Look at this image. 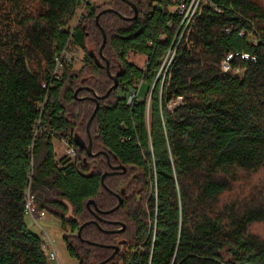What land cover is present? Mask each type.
Listing matches in <instances>:
<instances>
[{
  "label": "trees",
  "instance_id": "16d2710c",
  "mask_svg": "<svg viewBox=\"0 0 264 264\" xmlns=\"http://www.w3.org/2000/svg\"><path fill=\"white\" fill-rule=\"evenodd\" d=\"M84 1L0 0V264H49L26 221L29 186L78 264H264V0H208L165 77L171 1L129 0L135 18L126 0L90 2L73 27ZM65 49L84 64L63 59L56 79ZM230 55L237 73L222 68ZM107 61L119 84L98 99L90 156L74 137L89 143L95 93L114 84ZM58 138L73 160L56 159Z\"/></svg>",
  "mask_w": 264,
  "mask_h": 264
},
{
  "label": "built area",
  "instance_id": "2783aa9c",
  "mask_svg": "<svg viewBox=\"0 0 264 264\" xmlns=\"http://www.w3.org/2000/svg\"><path fill=\"white\" fill-rule=\"evenodd\" d=\"M168 1L172 2V4L169 7L170 13L174 14L176 17L179 18V27L175 35L176 41L173 42L172 46L170 47V49L167 51V53L165 54L163 58L162 64L158 71V77L159 76L165 77L167 75L169 67L174 60V57L176 55V51H177V48L180 42L182 41L183 38L186 39V37L189 35L190 30H191V25L194 23L195 18L200 15L202 7L208 2V0H168ZM84 2L85 4L81 8V13H80L78 21H80V19L82 18L85 12L86 4L90 3L91 0H85ZM172 24L173 22L171 21L169 25L171 26ZM69 53L70 51L65 49L60 56H57L56 58L57 64L53 72V75L54 77H56V79H59L61 75L62 60L63 59L64 60L66 59L67 61L70 60ZM231 59H232V55H230L227 59H225L222 62L223 70L225 72H231V71H234V73L239 72V70H232L229 64V61ZM141 85H142V82L136 84V86H134L131 89L127 97V104L129 106H132L133 103L138 98ZM43 86L46 87V83H44ZM180 101H181V98H178L175 101H170L168 104L169 108L173 109L175 104ZM63 141L68 145L67 153H66L67 156L75 157L76 156L75 147L71 145L69 141H67L66 139ZM25 213H26V216L32 217V219H34L35 222H38L40 219L45 218L46 213H47L46 209L39 207L36 195L32 191L31 186L27 188L26 193H25ZM42 238L44 239L46 246L51 249L50 257L52 259H58L55 248H54L53 241L50 239V237L45 231H44V237Z\"/></svg>",
  "mask_w": 264,
  "mask_h": 264
},
{
  "label": "rangeland",
  "instance_id": "374dc122",
  "mask_svg": "<svg viewBox=\"0 0 264 264\" xmlns=\"http://www.w3.org/2000/svg\"><path fill=\"white\" fill-rule=\"evenodd\" d=\"M109 0H91L92 3L95 4H103L107 3ZM81 13V9L78 11L77 16L73 20V27L77 25L80 21H78L79 16ZM84 50H78V51H70L69 53V62L73 64V66L76 69H79L84 64ZM147 57L143 54H136L132 53L130 55L129 61L134 62L136 65L140 67H145L146 65ZM148 90L147 83H143L141 85V89L139 92V96L143 98ZM126 92L120 89L119 93L124 94ZM64 139H54V147L56 151V159L59 162H68L69 160L66 159L67 156V144L63 141ZM75 157H69V159L73 160ZM67 160V161H64ZM46 217L43 219H40L38 222H35L34 219L30 216H26V221L29 226V228L35 233L40 235L41 237H44V231L48 234L50 239L53 241L54 248L57 254L58 259H52L50 257V251L51 249L47 247L48 253H49V264H78L76 258L72 257L69 252L67 251L65 242L63 240V235L67 232L61 225V220L46 210Z\"/></svg>",
  "mask_w": 264,
  "mask_h": 264
},
{
  "label": "water",
  "instance_id": "95a60500",
  "mask_svg": "<svg viewBox=\"0 0 264 264\" xmlns=\"http://www.w3.org/2000/svg\"><path fill=\"white\" fill-rule=\"evenodd\" d=\"M126 1H128V2L132 5V7H133V9H134V16L131 17V18H135V17H137V15H138V13H139V10H138L137 6H136L135 4H133V3H132L131 1H129V0H126ZM110 11H113V9H112V8H106V9L102 10V11L100 12V14H101V13H105V12H110ZM100 14L97 15V21L99 20V16H100ZM103 38H104V39H103V43H102V45H101V47H100V54H101V55H103V48H104V46H105V44H106V41H107L106 32H105L104 30H103ZM106 69H107L108 74H109L110 76L113 77V79H114V84L108 89L107 93H106L105 95H103V96H99V95H97V93H95L96 96H95L94 100L96 101V107H95V109H94V111H93V113H92V115H91V117H90V119H89V121H88V123H87V130H88L89 135H90L89 143H86V142H85L84 140H82L78 135H76V136L74 137V142H75V144H76L77 146H79V147L85 148L86 151H87V153H88V155H90V156H95V155H97V153H94L93 150H92V137H91V133H90V124H91V120L93 119V117L95 116V114H96V112H97V110H98V108H99L98 99H99L100 97H106L107 95H109V93H110L114 88H116V87L118 86V84H119V79H118V77H117L116 75H113V74L111 73V70H110V66H109V62H108V61H107V64H106ZM77 92H78V91H77ZM77 92L75 93V96L77 95ZM102 152H103V151H102ZM118 168H123V171H125V168H124L123 166H121V165L118 166ZM108 174H110V172H105V173L102 175V183H103L104 185H105V177H106V175H108ZM92 203H94L93 200L88 201V203H87L88 207H91V204H92ZM122 203H123V200H122V198L120 197V198H119V201H118V204H117L113 209H111V210H107V211H104V212L108 213V212H110V211H113V210L119 208V207L122 205ZM92 211H93L94 213H97V212H99L100 210L97 208L96 210H92ZM90 222H96V221H95V220H92V221H89V222L84 223V224L80 227V230L78 231V235H79V236H81V230H82V227H83L84 225H86L87 223H90ZM124 228H125V224H123L122 227L118 228L116 231L120 232V231L124 230ZM114 247H115V249H114V252L112 253V256H114V255L120 250V246H119V245H115ZM104 262H106V261H103V262H101V263H99V264H103Z\"/></svg>",
  "mask_w": 264,
  "mask_h": 264
},
{
  "label": "flooded vegetation",
  "instance_id": "af4514ba",
  "mask_svg": "<svg viewBox=\"0 0 264 264\" xmlns=\"http://www.w3.org/2000/svg\"><path fill=\"white\" fill-rule=\"evenodd\" d=\"M109 62V61H108ZM107 64V63H106Z\"/></svg>",
  "mask_w": 264,
  "mask_h": 264
}]
</instances>
